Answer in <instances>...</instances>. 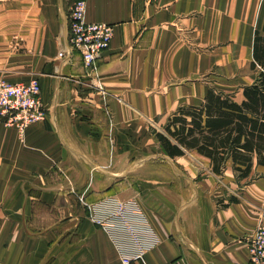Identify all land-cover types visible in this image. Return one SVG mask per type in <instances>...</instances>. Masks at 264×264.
<instances>
[{
    "label": "crops",
    "instance_id": "0c3cea01",
    "mask_svg": "<svg viewBox=\"0 0 264 264\" xmlns=\"http://www.w3.org/2000/svg\"><path fill=\"white\" fill-rule=\"evenodd\" d=\"M74 1L0 0V80L37 79L46 113L21 132L0 121V264H120L87 205L132 199L158 243L131 264H248L264 166L215 175L154 133L203 101L211 68L251 61L264 0H85V22L113 27L90 69L68 49Z\"/></svg>",
    "mask_w": 264,
    "mask_h": 264
},
{
    "label": "trees",
    "instance_id": "16d2710c",
    "mask_svg": "<svg viewBox=\"0 0 264 264\" xmlns=\"http://www.w3.org/2000/svg\"><path fill=\"white\" fill-rule=\"evenodd\" d=\"M249 68L256 76L241 87L240 100L209 88L199 105L178 107L154 133L168 158L194 153L209 160L215 175L230 163L238 181L264 166V23L254 32Z\"/></svg>",
    "mask_w": 264,
    "mask_h": 264
},
{
    "label": "built area",
    "instance_id": "2783aa9c",
    "mask_svg": "<svg viewBox=\"0 0 264 264\" xmlns=\"http://www.w3.org/2000/svg\"><path fill=\"white\" fill-rule=\"evenodd\" d=\"M85 0L74 1L68 10V44L78 52L85 69H90L100 54L109 48L113 27L104 23L84 21ZM64 52L58 53L62 58ZM46 114L36 79L28 83H7L0 80V121L24 131L44 121ZM102 200L87 205L88 218L104 230L112 240L120 264L142 260L158 238L136 200ZM112 205V204H111ZM248 264H264V228L258 227L248 242Z\"/></svg>",
    "mask_w": 264,
    "mask_h": 264
},
{
    "label": "rangeland",
    "instance_id": "374dc122",
    "mask_svg": "<svg viewBox=\"0 0 264 264\" xmlns=\"http://www.w3.org/2000/svg\"><path fill=\"white\" fill-rule=\"evenodd\" d=\"M238 59H240L239 63L241 64L238 69L233 70L229 67L218 69L211 68L207 75L204 77V79L210 85H212L214 89L222 91L224 93L232 94L236 99H239L241 97V87L252 83L256 76V74L253 73L249 68L250 58H248L245 53H242L240 58ZM185 156L186 157L184 159H200L197 158V155H195L194 153H187ZM256 175L258 174H255L254 176Z\"/></svg>",
    "mask_w": 264,
    "mask_h": 264
},
{
    "label": "bare ground",
    "instance_id": "6f19581e",
    "mask_svg": "<svg viewBox=\"0 0 264 264\" xmlns=\"http://www.w3.org/2000/svg\"><path fill=\"white\" fill-rule=\"evenodd\" d=\"M71 6V5H70ZM68 33H69V29H68ZM68 49H69V52L70 53H72V52H74V51H72L71 49H70V47H69V44H68ZM106 51V50H105ZM62 52V51H61ZM64 52V51H63ZM104 52V51H103ZM102 52V53H103ZM60 53V52H59ZM64 56H65V54H63V57L62 58H64ZM59 58V57H58ZM95 62V61H94ZM93 65H94V63H93ZM33 80V79H32ZM37 80V79H36ZM31 81V80H30ZM40 98H41V96H40ZM131 264V263H130Z\"/></svg>",
    "mask_w": 264,
    "mask_h": 264
}]
</instances>
